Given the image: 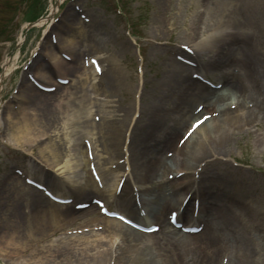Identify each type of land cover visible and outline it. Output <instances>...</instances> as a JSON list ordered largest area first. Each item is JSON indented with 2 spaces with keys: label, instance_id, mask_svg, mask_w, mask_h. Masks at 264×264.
<instances>
[{
  "label": "bare ground",
  "instance_id": "1",
  "mask_svg": "<svg viewBox=\"0 0 264 264\" xmlns=\"http://www.w3.org/2000/svg\"><path fill=\"white\" fill-rule=\"evenodd\" d=\"M53 13L54 9H52L50 17ZM243 15H246L244 11ZM243 18L244 16H240L235 9L232 10L226 19L208 33L205 39L195 44L196 53L200 50L202 51V47H205L206 44H208V48L214 49V53L207 60V66L210 70H221L224 66L235 68L237 76H234V70L225 75L222 73L218 75L219 82L226 88V92H220L216 86H209L198 79L185 78L184 74L187 71V67L176 58L168 62L170 68L162 78L157 80L158 88H165L177 93L175 101L178 106L177 115L181 113L185 115L187 113L192 118L195 115V110H192L191 107L198 101L204 104L205 110L212 112L211 120H205L200 124L193 131V134L178 147L177 143L174 145V138L171 134H178L179 124H181L180 130L185 126L187 123L186 116L182 121L177 122L176 131L173 129L169 131L164 129L160 123L162 118H158L154 123L151 122L149 110L148 119L150 125L147 130L144 131L145 120L143 118L142 123L138 120L137 124L128 133L126 160L131 169L128 174L120 172L116 175L118 179H115L113 189L108 187L107 176L111 174L108 170L102 174L105 182L104 187L101 181H95L92 176L90 177L85 172L82 174L79 170H76L78 175H74L76 182L69 184L67 187V192L70 195L63 198H88L91 195H98L100 198H96L97 200L103 199L108 204L114 200L118 208L124 211L120 213L133 222L142 224V221H149L146 225L142 224L146 227L155 224L159 225L156 232L148 233L114 218L100 216L103 229L107 232V236L110 239L109 241H91L86 244L85 248L88 250L94 248H101V250L97 251L96 256H90L92 257L91 260L80 264H223L220 258L222 257L223 259V255L226 256L228 254L226 264H264V251L262 249L264 240L261 239V244L257 243L256 238L251 236L249 232L256 227L255 222L251 221V219H257L263 214L264 204L261 202L257 204L258 208H253L247 212L249 219L243 220L236 215L231 205L228 204L230 194H228L226 187L216 185L213 180L205 178V172L196 180V185L191 184L194 183V180H185V174L189 173V169L197 166L200 159L213 157L214 160L212 159V161L214 162L222 161L223 158H219L218 155L224 156L228 151L208 150L207 147L221 139L226 140L232 134H240L243 131L250 133L253 135V142L256 146H264V108L258 96L259 92L264 90V42H259L258 38L255 42L250 39L248 33L251 30L246 28V22L240 20ZM43 20L45 19L42 18L37 22V27L42 24ZM85 26V24L79 22V27L83 28ZM62 31L60 29V33H58L54 25L49 28V32L56 35L55 43L51 39L49 42V85L56 84L57 78H67L66 70L69 73L75 71L69 68L71 62L65 61L62 57L63 53L73 55L72 53L69 54L71 45L62 36ZM80 33L81 29L76 34L79 35ZM235 35H238L236 40L234 39ZM253 35L257 37L263 35L264 37L263 27L258 26L257 31ZM193 36L194 32L191 31L185 39L190 40ZM230 44L232 47L226 48L227 52L224 53V47ZM243 45L247 50L242 48ZM95 53L97 54L96 51ZM100 61L104 65L105 71L93 85V88L97 91L112 94L115 82L121 78L120 69L113 57L100 59ZM31 66L33 71L36 72V77L42 78L44 76L43 72H46V69H43L40 60L34 61ZM80 69L83 72L78 76L81 80V85L88 79L85 74L91 77L90 80L97 77L93 70L90 67H85L83 63ZM7 70L8 66L4 68V73L0 77L1 81H3L2 77L7 74ZM70 85V82L69 86L58 84V89L63 91L67 87H71ZM1 91L2 88H0ZM18 91L19 93L14 96V100L11 102L16 106L15 119L12 120L13 112L8 109L6 111L7 118L4 117V129L9 136L14 138L11 143L14 147L24 148L27 145L38 147V158L43 162V166L55 167L57 174L56 176L49 175V181L57 184L60 182V177L64 179L66 177L65 174L61 175L65 169L64 166H58L59 162L56 159L58 155L55 152L65 144L66 140L61 144H57L59 147L55 149L54 146L49 145V141L43 139L46 135L43 130L44 125H46V114L48 112L50 114V108L49 111H45L48 105L47 101L44 100V104H42L44 108L39 116L37 114L38 110L34 108L33 97L41 93L32 87L25 78L18 87ZM82 91V88L76 92L69 91L66 95L68 102L61 104L54 99L52 105L54 104L60 108L62 105L77 99L79 107L82 110H87L88 101L83 100ZM77 93L80 94L75 97L74 95ZM178 100L179 103H177ZM231 103H235V106H230ZM218 104L220 106L223 105V107L219 106L216 109ZM103 107V104H98L99 111ZM166 108L169 111L172 109ZM130 110L127 104L121 106L119 114L121 116H119L118 120L112 115L102 113L103 121L100 125L95 126L99 132L98 145L108 155L123 153L122 146L127 128L126 119L123 118H126L129 113L130 118L132 114L131 103ZM88 118L89 115H85L82 118L81 115L76 114L71 118L70 126L68 127L75 126V128H70L64 135L80 136L83 134L84 130L81 128L89 126L90 121ZM37 121L43 124L40 127L36 126ZM210 121H213L212 129H209L203 139L196 141L194 139L195 134ZM77 125L81 128H77ZM253 126L256 127L255 130H251ZM257 130L261 131L256 132ZM155 136H157V139ZM171 146H174L176 158H168L165 155L166 147ZM115 166L120 169L121 165L116 164ZM82 169L84 171L83 167ZM166 171L174 173L172 181H163L162 178ZM88 172L90 174L89 169ZM179 172L182 175L178 177ZM122 176H124V180L120 190L121 193L115 194L117 184ZM14 178L15 182L20 185V181L15 176ZM152 181L157 184L154 195L150 198L140 197L141 206L139 208L135 207V194L131 187L134 183L143 184ZM235 182L226 180V184L230 185H234ZM167 184L171 189L170 194L165 193ZM172 184L173 186H171ZM22 185L23 188L26 187L31 190L32 195L33 193L35 194L34 203L36 206L46 202L50 209L46 208V211H41L33 205L30 208L31 211L28 212L25 211V205H15L13 211L14 221L4 225L0 230V258L4 259L5 264H18L20 262H24V264H48L46 262L48 255L49 257L63 256L70 261L68 257L74 253V250L71 243L65 241V239H62L53 248H39L33 244L36 239L34 235L27 233L26 236L28 238L23 239L19 231L23 224L28 222V217H32V222L40 226L49 223V218L56 219L59 216L67 218L75 213L86 216L93 208L91 202L94 198L89 202L81 201L76 204L74 202L73 206L71 204H60L44 198L38 190H33L30 185ZM177 186L193 188L191 193L193 195L191 198V201H193L192 206L190 199H188L182 207L185 196L180 199L179 193H176ZM195 199L198 201V214L195 220L199 224H186L185 226H199L200 230L197 233L187 234L191 238L192 245L187 250H184V238L186 237L184 232L180 228L176 229L170 223H167L164 219V212L169 207L176 210L182 207L178 213L177 221L187 220V223H190L193 219ZM77 204L82 206L89 204V206L84 209H78ZM8 205L12 206V204ZM140 210L144 211V215L139 213ZM112 236H115L117 240L115 238L116 241L111 240ZM151 236H154L152 239L154 241H151ZM245 247H248L246 251L244 250ZM25 250L27 251L26 254H24ZM7 258H10L11 261H7Z\"/></svg>",
  "mask_w": 264,
  "mask_h": 264
},
{
  "label": "rangeland",
  "instance_id": "2",
  "mask_svg": "<svg viewBox=\"0 0 264 264\" xmlns=\"http://www.w3.org/2000/svg\"><path fill=\"white\" fill-rule=\"evenodd\" d=\"M23 2L24 0H0V66L3 64L1 58L4 55L13 54V68L16 69L4 81L5 94L3 104L15 94L20 80L25 78L24 74L18 78L15 75L19 66L25 63L31 50L35 49L37 45L36 38H28L20 51L16 50L18 48L16 44L19 40L20 26L18 19H15V14L23 10ZM12 4H14L13 8ZM46 4H49V0H43V5ZM63 4L60 5V8L62 6L63 8H59L55 14L52 24L49 22V28L54 23L57 29L63 30L62 36L71 44L73 54L69 68L75 71L69 73L66 70L67 79H69L71 87H67L63 91L57 88V91L49 93L50 114L48 112L45 118V121L46 119H49V121L44 125L43 129L49 136V140L45 141H49V145L54 146L55 149L59 147L57 144H61L66 140L65 144L55 152L58 155L56 158L59 162L58 166H64L66 178H61L60 182L55 186L51 183L49 185L48 177L45 176L46 179H41L42 173L54 175L57 171L54 170V167H49L48 172L47 169L40 167V162L34 161V159L38 160V147L35 145L32 147L26 146L27 149L22 151L18 149L12 150L10 143H12L13 138L5 131L4 121L0 119V185H2L0 188V212L5 210L6 216L0 220V230L4 225L14 221V213H12L14 206L9 207L8 204L12 203L13 205L15 198L23 192V190H18L17 184L11 180H8L7 183H11L12 187L6 188L5 180L7 176L17 174L16 170H19V168H24L21 165H26L27 170L25 171H28L27 174H29L30 178L35 177L36 181L42 182L46 187L49 186L51 192L61 196H69L65 192H67L69 184L76 182L75 176H78L76 170H79L82 174L85 172L89 176L88 169L97 171L103 187L105 186V182L103 181L102 174L108 170L111 173L107 176L108 187L113 189L115 179H118L116 175L120 172L128 174L131 169L126 160L128 133L137 124L138 120L142 123L143 118L145 120L144 131L147 130L150 125L148 119L149 110L151 122L154 123L158 118H162L160 123L164 129L169 131L172 129L176 131L177 122L182 121L185 116L188 122L191 118L188 116L189 114H176V110L178 109L175 102L177 93H173L165 88H158L157 80L162 78L170 68L168 62H170L171 56L174 57L176 51L180 53V50L183 49L182 46L195 50L196 42L205 39L208 33L226 19L232 10L235 9L240 16H244L240 20L246 22V28L251 30L248 33L250 39L255 42L258 38L259 42H264L263 35H259L258 37L253 35L257 31L258 26H262L264 31V0H66ZM40 5L26 4L25 11L22 12L21 17L26 20L32 19L40 11ZM12 9L14 10L12 16L13 25L4 29L6 26L4 17ZM68 9L72 12L61 20V15L63 12L65 14ZM242 10L246 15H243ZM79 22H82L86 26L83 28L79 27ZM80 29L81 33L79 35L76 34ZM191 31L194 32L193 38H190V40L185 39ZM50 34L49 32V34L42 37V41L39 43L41 46L44 45H42V42L45 37H47L48 42H50V38L53 40L54 34H51V36ZM236 37L238 35H235V40L237 39ZM231 47V44L226 45L223 52H227V49ZM242 48L247 50L244 45ZM199 53L201 54L199 66L208 75H212V78L209 79L212 85L220 80L218 78L219 74L231 72L232 68H234L232 66H224L221 70H210L207 66V60L214 53V49L208 48V44L202 47V51L200 50ZM97 56H99V59L115 58V62L120 69L121 78L115 82L112 94L97 91L93 88L98 77L101 76L100 74H97V77L93 80H90L91 77L85 74L88 79H86L83 86L80 83L81 80L78 78L79 74L83 73L80 69L83 60L84 63H88L90 57H95L99 62ZM176 57L178 60L180 58H188L182 54H177ZM65 61L68 60L65 59ZM192 61L196 66L198 65L197 59H192ZM85 67L88 66L86 65ZM26 71H31V66H28ZM104 71L105 69L103 68L102 72ZM234 76H237L235 69ZM14 78L16 79L14 80ZM68 84H65V86H69ZM80 88L83 89V100L88 101L87 110H82L79 107L77 99L66 105H62L60 108L54 104L52 105L54 99L61 104L68 102L66 95L69 91L76 92ZM220 91H226V88L222 86ZM44 94L46 95L47 93ZM79 94L77 93L74 96L76 97ZM258 96L264 108V90H261ZM155 99L160 102H157ZM130 103L132 114L130 118V113L126 118H123L126 119L127 125L122 146L123 153L108 155L98 145L99 132L95 126L100 125L103 121L102 113L112 115V117L118 120L119 116H121L119 115L120 107L127 104L130 110ZM177 103H179V100ZM98 104H103L104 106L101 111L98 110ZM199 105L203 107L204 104L202 105L201 102L196 101L193 107H191L192 110L195 109L196 111V107ZM219 106L218 104L217 108ZM230 106H235V103H231ZM166 107L172 109L169 111ZM76 114L81 115L82 118L85 115H89V126L81 128L77 125V128L84 130V133L80 136H64V133H67L70 128H75V126L68 127L70 126L71 118ZM197 116L200 115H194V117ZM41 124L43 123L39 121L36 126L40 127ZM188 124L189 122L183 128H186ZM180 125H178V134H171L174 138V145L185 130V128L184 130L183 128L180 130ZM212 126L213 121L205 124L195 134L194 139L196 141L203 139L209 129H212ZM255 129V126L251 127V130ZM260 131L257 130L256 132ZM155 138L157 139V136ZM85 143L90 146L91 152H86ZM166 148L165 155L168 158H176L174 146ZM207 149L225 150L228 153H225L224 156L218 155L219 158H223L222 161L214 162L212 161L213 157L200 159L197 166L189 169V173L185 174V180H194V183L191 184L196 185V180L205 172V178L213 180L216 185L226 187L228 194H230L228 204L231 205L237 216L243 220H248L247 212L253 208H258L257 204L260 202L264 204V146H256L253 142V135L243 131L240 134L230 135L226 140L221 139L216 143L214 142ZM116 164L121 165L120 169L115 166ZM173 174L171 171H166L162 178L163 181H172L171 175ZM22 175L25 176L26 172H22ZM226 180L236 182L234 185H230L226 184ZM166 187V193L170 194L171 189L169 185L167 184ZM132 189L137 194L136 202L138 203V196L139 198H150L154 195L156 183L153 181L143 184L134 183ZM176 189V193H179L180 199L190 194L189 199L192 206L193 201H191V198L193 195L191 193L193 188H181L177 186ZM15 191L19 192L15 193ZM28 192L29 195L23 193L18 202L21 204L25 203V211L29 212L31 211L33 196L30 197L31 191ZM93 198L99 199L100 197L98 195H91L88 198L74 197L73 199L75 201L74 204H76L81 201L89 202ZM72 202L70 204L73 206ZM104 202L109 209L124 212L118 208L114 200L110 204L106 201ZM91 204L93 208H91V212L86 214V216L75 213L67 218H62L61 216L56 219L49 218V223L40 226L32 222V217H28V222L23 224L19 233L23 239L28 238L26 236L27 233L34 235L36 239L33 241V244L39 248H53L62 239L71 243L74 253L69 257L65 256L70 258V261L66 260L63 256L56 255L49 257L48 255L46 257L48 264H80L84 261H89L92 257L96 256L97 251L101 250V248L88 250L85 248V245L91 241H109L110 239L107 236V232L102 228L103 224L100 216H103V214L99 212V205L96 203ZM134 206L136 207L135 201ZM37 208L38 210L46 211L45 209L49 207L42 205ZM168 212L166 216L164 215L166 222H168ZM164 213H166V210ZM195 218L196 216L191 222L199 224ZM251 221L255 222L256 227L254 230L249 231L250 235L256 238L257 243L261 244V239L264 240V208L263 214L257 219H251ZM141 223L144 225L148 224L147 222ZM181 223L185 225L187 221L184 220ZM90 228L93 230H89ZM241 232L243 233L242 230ZM184 235L186 236L184 238V250H187L192 245L191 238L185 233ZM114 238L116 239L115 236H112L111 240L116 241L117 239L115 240ZM153 238L154 236H151V241H154L152 240ZM248 247H245L244 250L246 251ZM262 249L264 251V243ZM26 253L27 251L25 250L24 254ZM228 256L229 254L223 255V260H228ZM220 260L222 263H226L222 261V257ZM7 261H11V259L7 258ZM18 264H24V262Z\"/></svg>",
  "mask_w": 264,
  "mask_h": 264
},
{
  "label": "snow or ice",
  "instance_id": "3",
  "mask_svg": "<svg viewBox=\"0 0 264 264\" xmlns=\"http://www.w3.org/2000/svg\"><path fill=\"white\" fill-rule=\"evenodd\" d=\"M93 63H95V60L92 61ZM99 67L97 66V71H99ZM204 119H207V117H205ZM203 123V120H198L195 122V124L193 125V129H195L196 127H198L200 124ZM103 210V209H102ZM115 215V214H114ZM173 216L175 215V213L172 214ZM122 220L125 219V217H120ZM130 222V221H129Z\"/></svg>",
  "mask_w": 264,
  "mask_h": 264
}]
</instances>
